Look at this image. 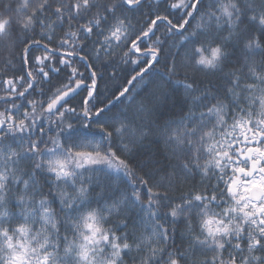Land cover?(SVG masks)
Returning a JSON list of instances; mask_svg holds the SVG:
<instances>
[{
    "label": "snow or ice",
    "instance_id": "6c2138e0",
    "mask_svg": "<svg viewBox=\"0 0 264 264\" xmlns=\"http://www.w3.org/2000/svg\"><path fill=\"white\" fill-rule=\"evenodd\" d=\"M0 264H264V0H0Z\"/></svg>",
    "mask_w": 264,
    "mask_h": 264
},
{
    "label": "trees",
    "instance_id": "16d2710c",
    "mask_svg": "<svg viewBox=\"0 0 264 264\" xmlns=\"http://www.w3.org/2000/svg\"><path fill=\"white\" fill-rule=\"evenodd\" d=\"M162 71H163V69H161V72ZM101 87H103V85H101ZM77 99H79V98H77ZM127 105H128L127 101H125L124 104H122V105H117V107L113 110L114 113L119 114L121 112L126 111L127 110Z\"/></svg>",
    "mask_w": 264,
    "mask_h": 264
}]
</instances>
